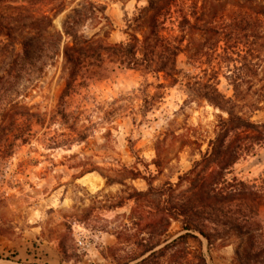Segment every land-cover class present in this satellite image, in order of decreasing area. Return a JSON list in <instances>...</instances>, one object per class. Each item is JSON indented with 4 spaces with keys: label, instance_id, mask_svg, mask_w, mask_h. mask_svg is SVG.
<instances>
[{
    "label": "rangeland",
    "instance_id": "obj_1",
    "mask_svg": "<svg viewBox=\"0 0 264 264\" xmlns=\"http://www.w3.org/2000/svg\"><path fill=\"white\" fill-rule=\"evenodd\" d=\"M79 1L37 0L31 10L36 15L57 14L56 29L63 31L68 11ZM95 1L107 6L113 27L102 33L109 30L112 43L127 39L126 18L146 5V0ZM228 2L222 0V5L231 7ZM245 2L250 5L253 1ZM241 17L253 20L250 37L241 44L222 40L218 48L221 60L214 52L195 56L201 42L200 37L195 38L192 47L178 57L176 83L163 73L128 69L108 60L103 64L89 60L67 89L68 74L61 52L47 60L43 73L30 70L21 79L10 78L7 70L21 46L18 40L12 44L0 40V234L34 245L58 240L63 259L69 264H116L102 253L111 255L109 247L118 242L113 233L125 222L112 220L128 213L132 203L113 211L100 208L109 201L108 196H118L120 201L126 193L120 184L108 186L98 171H91L92 167L108 172L111 167L133 165L137 157L150 162L156 157L158 139L166 135L172 139L173 133L179 135L190 127L213 131L218 116L227 114L203 98L200 93L205 88L201 83L212 81L227 97L234 95L228 77L231 70L237 73L236 62L230 64L226 48L230 53L248 51L250 65L258 69L256 76L253 71L246 75L249 99L264 95V18L259 17V31L253 23L256 15L247 12ZM229 19L232 17L222 16V30L226 31L223 22ZM177 26L178 14H174L164 34L179 36ZM85 30L93 33L91 27ZM66 40L63 37L62 48ZM251 83L255 87L249 90ZM254 119H264V111L256 112ZM182 142L174 141L171 163L156 184L176 182L179 174L200 159L197 147ZM84 169L90 171L83 173ZM151 169L156 171L153 166ZM235 173L247 180L264 176V145L237 164ZM133 184L146 188L142 180ZM258 219L264 225V206ZM106 226L108 232L100 230ZM180 229L181 225L174 223L171 235L178 236ZM188 251L189 260L203 253L210 264H234L233 244L209 247L203 238L190 239Z\"/></svg>",
    "mask_w": 264,
    "mask_h": 264
},
{
    "label": "trees",
    "instance_id": "obj_2",
    "mask_svg": "<svg viewBox=\"0 0 264 264\" xmlns=\"http://www.w3.org/2000/svg\"><path fill=\"white\" fill-rule=\"evenodd\" d=\"M36 1L0 0V40L11 44L18 40L21 46L7 70L8 77L21 79L30 70L41 74L47 60L61 52L68 74L67 89L89 60L97 64L108 60L128 69L163 73L176 83L178 57L192 47L195 38L201 40L195 56L214 52L221 60L218 48L222 40L241 44L250 37L253 20L240 18L242 14L256 15L253 23L259 31V17L264 18V0H251L250 5L245 2L249 0H230L231 7H224L222 0H146V5L125 20L127 39L112 43L109 30L113 21L105 4L79 1L68 11L63 31H58L54 23L57 14L36 15L31 10ZM174 14H178L180 35L169 37L164 33ZM222 16L232 17L223 22L226 31L222 30ZM88 27L93 33L85 30ZM105 28L109 30L102 33ZM63 37L67 40L62 48ZM225 52L230 64L236 62L237 73L231 70L228 77L234 95L227 97L212 81L201 83L205 88L200 93L203 98L227 114L218 116L213 131L190 127L179 135L173 133L172 139L166 135L158 139L156 157L150 162L137 157L133 165L111 167L108 172L92 167L91 171H98L108 186L120 184L126 193L120 201L118 196H108L109 201L100 208L113 211L132 203L128 213L112 220H125L113 233L117 245L109 247L111 255L102 253L116 264H210L203 253L189 260V240L201 238L209 247L233 244L234 264H264V225L258 219L259 209L264 206V176L247 180L235 173L237 164L264 145V119H254L256 112L264 111V95L249 99L245 86L250 81L246 75L253 71L256 76L258 69L250 65L248 51L230 53L226 48ZM254 87L251 83L249 90ZM176 140L197 147L200 159L179 174L176 182L168 180L158 185L156 181L171 163L170 148ZM136 180L144 181L146 188H137L133 184ZM174 223L181 225V234L176 237L170 233ZM100 228L108 232L107 226Z\"/></svg>",
    "mask_w": 264,
    "mask_h": 264
},
{
    "label": "crops",
    "instance_id": "obj_3",
    "mask_svg": "<svg viewBox=\"0 0 264 264\" xmlns=\"http://www.w3.org/2000/svg\"><path fill=\"white\" fill-rule=\"evenodd\" d=\"M35 252H37L35 254ZM13 254H18L13 256ZM63 259L58 240L32 244L28 240H12L0 234V264H69Z\"/></svg>",
    "mask_w": 264,
    "mask_h": 264
}]
</instances>
